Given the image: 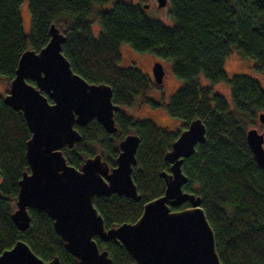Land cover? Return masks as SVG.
<instances>
[{"label": "trees", "instance_id": "trees-1", "mask_svg": "<svg viewBox=\"0 0 264 264\" xmlns=\"http://www.w3.org/2000/svg\"><path fill=\"white\" fill-rule=\"evenodd\" d=\"M22 1L0 0V80L9 85L22 52L42 48L53 22L66 35L62 50L73 71L89 82L109 84L120 107L130 108L136 102L160 105L145 96L150 85L146 76L118 65L122 44L169 61L181 85L165 104L167 111L181 118L185 127L195 118L206 126V140L184 160L183 171L189 178L184 189L201 196L223 264H264V172L246 140L249 120L264 112V84L253 75L229 77L224 70L226 58L235 50L253 58L256 69L264 73V0H168L172 26L148 17L145 7L124 0H29L32 24L28 29L21 16ZM108 1H112L110 8L95 9ZM201 75L212 83L227 81L232 104L210 86L201 85ZM117 122L120 135L108 133L96 119L78 126L81 141L63 148L68 163L78 168L87 157L100 153L97 145L105 151L100 153L103 158L115 165L120 136L133 131L140 137L132 176L141 199L118 194L95 197L106 227L136 221L145 202L164 193L161 173L170 166L164 155L181 133L124 112ZM30 134L22 111L0 97V253L22 239L44 260L59 256L61 264H79L65 250L45 212L29 208L31 222L24 231L11 218L18 181L29 170L25 146ZM95 239L109 251L111 264H136L121 243Z\"/></svg>", "mask_w": 264, "mask_h": 264}, {"label": "water", "instance_id": "water-1", "mask_svg": "<svg viewBox=\"0 0 264 264\" xmlns=\"http://www.w3.org/2000/svg\"><path fill=\"white\" fill-rule=\"evenodd\" d=\"M157 3L163 7L168 0ZM49 34V41L38 51L27 48L22 52L3 96L5 104L22 111L31 133L25 146L29 170L18 181L16 208L11 214L17 228L29 227V208L45 212L65 250L79 264L112 263L109 251L101 249L95 237L121 243L136 264H223L201 196L184 189L189 180L183 171L184 160L206 140L201 118L191 120L164 155L170 164L169 171L161 173L164 193L145 202L136 221L105 226L95 197L115 193L141 199L132 176L140 137L128 134L121 140L113 168L100 153L87 157L80 169L68 163L63 148H72L82 139L76 125L83 127L96 119L114 133L118 130L114 112L120 107L113 102L109 84L89 82L73 71L62 50L66 35L56 23L50 24ZM163 74L157 62L154 75L158 83ZM258 118L264 124V112ZM246 140L264 172V131L251 127ZM0 264H61V260L59 256L44 260L19 239L0 253Z\"/></svg>", "mask_w": 264, "mask_h": 264}, {"label": "rangeland", "instance_id": "rangeland-1", "mask_svg": "<svg viewBox=\"0 0 264 264\" xmlns=\"http://www.w3.org/2000/svg\"><path fill=\"white\" fill-rule=\"evenodd\" d=\"M128 2H133L140 7H144L143 5L145 3H151L153 2V6L144 9L145 13L148 17L154 18L156 20H159L163 22L164 24L168 26L173 25V18L170 13V4L167 3L166 6H163L162 8L157 7V1L156 0H124ZM112 5V1H108V3L101 5H95V9H100L103 7L104 9L110 8ZM20 11L21 16L23 20V24L26 29L30 28L32 24V17L29 10V0H23L20 5ZM93 30L95 31V36H98V30H99V24L97 21L93 23ZM121 54L124 59V61H130L133 60L138 63L148 64L151 65L153 62L154 55L149 52H141L137 53L135 50H133L129 45L122 44L121 45ZM166 66L168 68V73L165 77L164 81V90L162 88H159L158 91H160V99L161 101H164L163 105H160L159 108H153L147 104H139L136 102L132 107L129 108L128 115L135 119H145V118H152L154 117L157 121V123L163 127L167 128L172 131H176V129H184L185 124L184 121L175 116H170L167 112V108L165 106L166 103L169 102L171 95L175 92V90L181 85V81L177 79L174 74L170 71V63L169 61H165ZM224 70L227 74V76L231 77L235 74H247V75H253L255 76L261 84H264V73L258 71L256 69V62L253 58L243 56L238 51H233L229 54V56L226 58L224 63ZM199 83L201 85H208L211 87L212 92H218L223 94L227 100L231 103L232 102V95H231V87L227 81H220L212 83L211 81L207 80L203 75H201ZM9 89V85L0 80V97H3ZM157 90H154V87L149 90L147 93L150 97H155L154 95L159 94ZM232 104V103H231ZM152 112V113H150ZM154 115V116H153ZM255 127L258 129L259 132L264 131V124L259 120L258 114L256 117H254L252 120H249L247 124V129ZM246 129V130H247ZM133 132V131H130ZM116 146L118 148V144L116 143ZM96 149L103 154L105 151H103L98 145L96 146ZM102 154V153H101ZM102 154V155H103ZM0 182H1V175H0Z\"/></svg>", "mask_w": 264, "mask_h": 264}, {"label": "flooded vegetation", "instance_id": "flooded-vegetation-1", "mask_svg": "<svg viewBox=\"0 0 264 264\" xmlns=\"http://www.w3.org/2000/svg\"><path fill=\"white\" fill-rule=\"evenodd\" d=\"M157 1V0H156ZM145 4H147L148 5V7L147 8H145V9H148V8H150V7H152L153 6V2H151V3H145ZM144 4V5H145ZM157 7L158 8H162V7H159L158 6V3H157ZM120 52H121V47H120ZM135 52H137V53H141V52H138V51H135ZM154 55V54H153ZM165 61L166 60H164V59H162V58H159V57H157L156 55H154V58H153V62L151 63V65H148V64H143V63H138V62H135V61H133V60H130V61H124V59H123V57H122V54H121V57H120V60H119V63H118V65L120 66V67H122V68H135L136 70H138L142 75H144V76H146L148 79H149V83H150V85H149V90H151V88H153L154 87V90H159V88H162L163 90H164V79H165V77H166V75H167V73H168V68H167V66H166V63H165ZM157 62H160L161 64H162V67H163V71H164V74H163V77H162V81L160 82V83H158L157 81H156V78H155V75H154V66H155V64L157 63ZM170 71L172 72V70H171V67H170ZM173 73V72H172ZM149 90H148V92H149ZM176 91V90H175ZM147 92V93H148ZM158 93L159 94H157V95H154L155 97H150L148 94H146L145 96L146 97H148L150 100H152L153 102H155V103H157V104H160V105H163L164 104V101H161V97H160V91H158ZM114 102V101H113ZM145 104H147V105H149V106H151V107H153V108H159V106H157V107H154V106H152L151 104H149V103H145ZM143 105V104H142ZM119 106V105H118ZM120 107V106H119ZM128 111H129V108H123V107H120L118 110H116L115 112H114V117H115V124H116V126H117V128H118V130L116 131V132H114V133H112V134H115V135H120V132H121V128H120V125L118 124V122H117V116H118V114L119 113H122V112H124V113H126V114H128ZM168 112V111H167ZM150 113H152V112H150ZM168 114H169V112H168ZM170 115V114H169ZM130 116V115H129ZM154 116V115H153ZM171 116V115H170ZM131 117V116H130ZM135 119V118H134ZM136 120H139V119H136ZM143 120H149V121H151L152 123H154L158 128H160V129H162V130H165V131H171V130H169V129H167V128H163V127H161L158 123H157V121H156V119L154 118V117H150V118H145V119H141L140 121H143ZM88 125V124H87ZM86 126V125H85ZM78 126L76 125V128H77ZM80 127V126H79ZM84 127V126H83ZM186 128V127H185ZM184 128V129H185ZM79 130V129H78ZM177 131H180V129L178 128V129H176ZM183 130V129H182ZM181 130V131H182ZM109 133V132H108ZM128 134H136V133H134V132H130V133H127V134H125V135H121L120 136V138L117 140V144H118V153H119V151H120V148H119V145H120V142H121V140H123ZM138 135V134H137ZM140 144V143H139ZM138 148H139V145H138ZM138 148H137V150H138ZM136 154H137V152H136ZM117 156H118V154H117ZM102 158H103V156H102ZM117 158V157H116ZM104 159V158H103ZM105 160V159H104ZM109 164V163H108ZM109 166H110V168H113V167H115L116 166V159H115V165H110L109 164ZM78 168V167H77ZM81 167H79V169H80ZM115 194V193H114ZM112 195V194H111ZM185 204H187V203H185ZM184 205V204H183ZM182 205V206H183ZM188 205V204H187ZM187 205H185V206H187ZM181 206V207H182Z\"/></svg>", "mask_w": 264, "mask_h": 264}]
</instances>
